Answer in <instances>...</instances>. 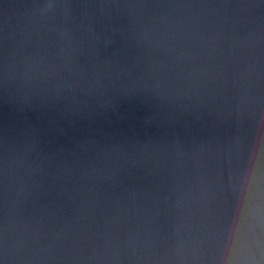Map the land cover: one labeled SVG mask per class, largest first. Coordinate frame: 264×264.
Here are the masks:
<instances>
[{
  "label": "water",
  "instance_id": "obj_1",
  "mask_svg": "<svg viewBox=\"0 0 264 264\" xmlns=\"http://www.w3.org/2000/svg\"><path fill=\"white\" fill-rule=\"evenodd\" d=\"M0 264H264V0H0Z\"/></svg>",
  "mask_w": 264,
  "mask_h": 264
}]
</instances>
